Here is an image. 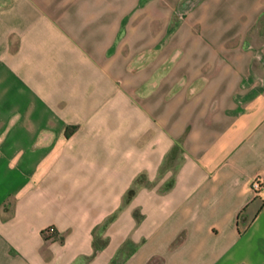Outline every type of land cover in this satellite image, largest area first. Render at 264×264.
Wrapping results in <instances>:
<instances>
[{"label":"crops","instance_id":"1","mask_svg":"<svg viewBox=\"0 0 264 264\" xmlns=\"http://www.w3.org/2000/svg\"><path fill=\"white\" fill-rule=\"evenodd\" d=\"M0 264H264V0H0Z\"/></svg>","mask_w":264,"mask_h":264},{"label":"built area","instance_id":"2","mask_svg":"<svg viewBox=\"0 0 264 264\" xmlns=\"http://www.w3.org/2000/svg\"><path fill=\"white\" fill-rule=\"evenodd\" d=\"M250 188L254 191L260 188V182L257 178H254L250 183Z\"/></svg>","mask_w":264,"mask_h":264}]
</instances>
